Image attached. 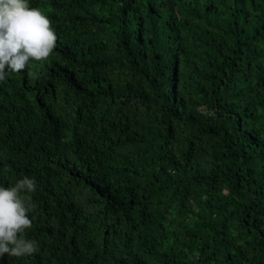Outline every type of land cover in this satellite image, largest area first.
Masks as SVG:
<instances>
[{
    "label": "trees",
    "instance_id": "obj_1",
    "mask_svg": "<svg viewBox=\"0 0 264 264\" xmlns=\"http://www.w3.org/2000/svg\"><path fill=\"white\" fill-rule=\"evenodd\" d=\"M28 3L58 40L0 82V185L39 251L0 264H264V0Z\"/></svg>",
    "mask_w": 264,
    "mask_h": 264
},
{
    "label": "clouds",
    "instance_id": "obj_2",
    "mask_svg": "<svg viewBox=\"0 0 264 264\" xmlns=\"http://www.w3.org/2000/svg\"><path fill=\"white\" fill-rule=\"evenodd\" d=\"M58 36L50 19L28 0H0V82L9 73L26 69L30 61H46L56 47ZM7 66V68H6ZM29 75H34L29 71ZM36 180L28 175L8 187L0 185V258L32 256L38 242L27 235L30 214L36 204L32 194Z\"/></svg>",
    "mask_w": 264,
    "mask_h": 264
}]
</instances>
